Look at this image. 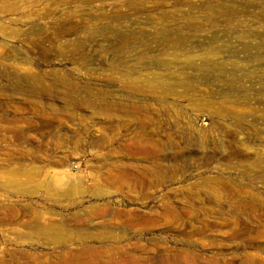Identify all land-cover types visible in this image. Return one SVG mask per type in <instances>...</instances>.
<instances>
[{"label": "rangeland", "instance_id": "obj_1", "mask_svg": "<svg viewBox=\"0 0 264 264\" xmlns=\"http://www.w3.org/2000/svg\"><path fill=\"white\" fill-rule=\"evenodd\" d=\"M0 264H264V0H0Z\"/></svg>", "mask_w": 264, "mask_h": 264}, {"label": "bare ground", "instance_id": "obj_2", "mask_svg": "<svg viewBox=\"0 0 264 264\" xmlns=\"http://www.w3.org/2000/svg\"><path fill=\"white\" fill-rule=\"evenodd\" d=\"M210 262H215V261H214V259H211ZM7 263H9V262H7Z\"/></svg>", "mask_w": 264, "mask_h": 264}]
</instances>
